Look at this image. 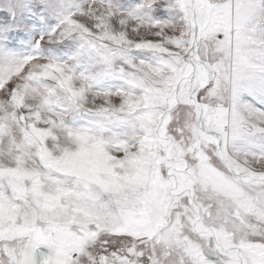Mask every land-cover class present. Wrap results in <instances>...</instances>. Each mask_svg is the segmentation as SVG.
Listing matches in <instances>:
<instances>
[{
	"label": "snow or ice",
	"instance_id": "obj_1",
	"mask_svg": "<svg viewBox=\"0 0 264 264\" xmlns=\"http://www.w3.org/2000/svg\"><path fill=\"white\" fill-rule=\"evenodd\" d=\"M0 264H264V0H0Z\"/></svg>",
	"mask_w": 264,
	"mask_h": 264
}]
</instances>
